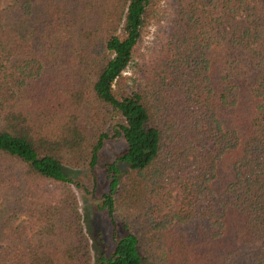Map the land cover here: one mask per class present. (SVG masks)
Instances as JSON below:
<instances>
[{
	"label": "trees",
	"instance_id": "16d2710c",
	"mask_svg": "<svg viewBox=\"0 0 264 264\" xmlns=\"http://www.w3.org/2000/svg\"><path fill=\"white\" fill-rule=\"evenodd\" d=\"M160 2L136 56L152 0L0 8V264H264V0ZM108 129L110 247L73 191Z\"/></svg>",
	"mask_w": 264,
	"mask_h": 264
},
{
	"label": "rangeland",
	"instance_id": "374dc122",
	"mask_svg": "<svg viewBox=\"0 0 264 264\" xmlns=\"http://www.w3.org/2000/svg\"><path fill=\"white\" fill-rule=\"evenodd\" d=\"M19 1L21 0H0V8L4 12V23L9 28H15L22 40L32 42L33 32L31 31V21L28 18L22 17L16 11V6L18 5ZM57 1L62 3L63 7L67 9L68 14L70 15V13H74L73 8L76 7V5H83L85 1L90 0ZM160 3V0H152V4L148 7L144 26L141 30V36L134 47V56L149 49L153 30L154 15ZM68 26H70V24ZM70 30L71 28L68 27L66 30L67 34L64 36V39H67L66 42H69L67 45L72 44L73 39L76 36V32H71ZM59 38L60 37H58V39ZM59 42L63 44L61 38ZM50 72H52V70H50L49 73ZM126 74H129V72ZM106 134L107 138L104 139L102 147L98 151L97 162L93 169L90 172L81 170L75 175L82 185V190L73 188V191L77 198L79 212L85 231H87L86 220H88V224L91 229H97L101 231L104 244L106 247H110L113 245L111 238V224L105 210L98 209L97 206L100 205V199H97L96 196L106 191V175L104 171V164L113 160L115 155L123 148L124 143L122 139L119 136L113 134L111 130L108 129ZM18 197L22 199L21 196L18 195ZM20 199H18L17 202L11 203L12 205H16V209L13 211L8 209L0 211V224L6 221H10L13 223V225L21 222L22 215L17 213L19 210L18 206L20 205ZM117 212L119 216L114 215L113 219L116 224L115 228L117 235H119L122 232L121 224L119 223V217H122V219L124 217L122 209H118ZM4 247L5 244L0 242V251H2Z\"/></svg>",
	"mask_w": 264,
	"mask_h": 264
}]
</instances>
